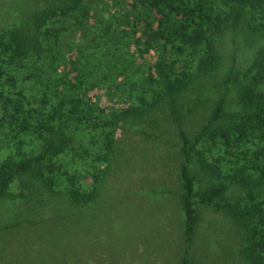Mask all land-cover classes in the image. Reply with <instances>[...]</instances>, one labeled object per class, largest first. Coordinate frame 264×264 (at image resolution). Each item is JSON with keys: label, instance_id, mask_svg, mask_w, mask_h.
Masks as SVG:
<instances>
[{"label": "trees", "instance_id": "obj_1", "mask_svg": "<svg viewBox=\"0 0 264 264\" xmlns=\"http://www.w3.org/2000/svg\"><path fill=\"white\" fill-rule=\"evenodd\" d=\"M97 1L4 7L10 17L0 19V134L7 147L0 148V200L63 195L86 207L99 195L118 130L145 133L164 115L179 158L177 186L168 189L182 212L177 264L195 262L191 247L204 207L229 219L228 255L236 264H264V0H114L123 11L107 9L92 23ZM73 27L92 45L90 52L76 47L74 57L72 46L68 57L59 49ZM226 39L249 56L241 72L228 67L212 97L206 88L225 60ZM135 50L153 57L136 62ZM24 70L28 75H20ZM9 86L20 90L10 96ZM95 86L119 103L102 105L89 95ZM33 89L35 100L25 93L35 98ZM233 94L237 107L229 110ZM92 163L106 165L90 173Z\"/></svg>", "mask_w": 264, "mask_h": 264}, {"label": "rangeland", "instance_id": "obj_2", "mask_svg": "<svg viewBox=\"0 0 264 264\" xmlns=\"http://www.w3.org/2000/svg\"><path fill=\"white\" fill-rule=\"evenodd\" d=\"M38 1L0 0V19L10 17L6 6L15 8L24 2L22 8L30 10ZM85 1L91 7L92 0ZM97 3L100 6L96 5V10L89 13L92 23L93 18L107 17V9L123 11L125 7L114 0ZM66 35L59 49L65 56L69 57L72 46V57L78 46L91 51L87 48L92 43L86 32L73 27ZM222 50L225 60L212 75L215 82L211 79L206 88L212 89L209 91L212 97L218 96L216 89L221 87L216 82L222 83L228 67L233 64L241 72L249 56L248 50L230 39L225 40ZM133 55L136 62L153 57L149 53L139 57L136 50ZM87 60L90 65L98 63L97 59ZM20 75L26 76L28 72L24 70ZM8 89L10 96L20 90L14 86ZM33 91L35 98L25 90L31 100L38 98L39 91ZM105 92L95 86L89 95L95 98L99 95L102 105L119 103L117 97L107 98ZM234 100V94L229 95V110L237 107ZM157 120L155 129L144 126L145 133L140 127L137 132L128 127L118 130L115 156L109 161L106 174L99 177V195L86 207L72 206L63 195L46 200L38 197L0 200V264H177L182 247V212L168 189H175L178 183V148L169 120L159 114ZM97 140L94 152L100 151L101 142ZM5 143L0 134V148H7ZM93 159V155L89 157ZM105 165L89 164L90 173H97V168ZM90 173L84 172L85 185L92 182ZM11 190L18 191L17 181L12 183ZM200 211V224L191 247L194 264H236L234 257L228 255L232 234L229 219L210 207Z\"/></svg>", "mask_w": 264, "mask_h": 264}]
</instances>
